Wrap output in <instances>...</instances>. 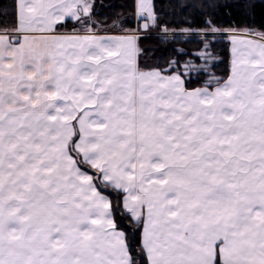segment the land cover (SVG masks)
Wrapping results in <instances>:
<instances>
[{"label":"snow or ice","instance_id":"1","mask_svg":"<svg viewBox=\"0 0 264 264\" xmlns=\"http://www.w3.org/2000/svg\"><path fill=\"white\" fill-rule=\"evenodd\" d=\"M127 7L0 0V264H264V22Z\"/></svg>","mask_w":264,"mask_h":264},{"label":"trees","instance_id":"2","mask_svg":"<svg viewBox=\"0 0 264 264\" xmlns=\"http://www.w3.org/2000/svg\"><path fill=\"white\" fill-rule=\"evenodd\" d=\"M196 2H198V0H157L159 9L167 14V18L170 20L179 19L181 15L195 17L197 20L203 19V17L199 16L193 9H189L188 11L181 13V9L178 7V5L181 3ZM96 3L97 11L99 13L98 19L109 24L113 19L117 18L118 14H127L130 11V9L127 7V5L130 3V0H96ZM246 4H250L252 7L222 10L221 16L217 17V19L229 21V13H231L232 18L234 19H244L245 17L242 15V13L251 11L253 14L252 16L246 17L247 19H254L257 22V25H259L261 22H264V0H246ZM225 26H227V23ZM145 43L151 45L154 43V41H146ZM164 54L168 55V53Z\"/></svg>","mask_w":264,"mask_h":264}]
</instances>
